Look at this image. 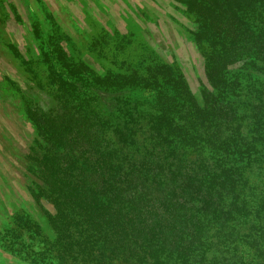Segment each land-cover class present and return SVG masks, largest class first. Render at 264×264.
Listing matches in <instances>:
<instances>
[{
  "label": "rangeland",
  "instance_id": "obj_1",
  "mask_svg": "<svg viewBox=\"0 0 264 264\" xmlns=\"http://www.w3.org/2000/svg\"><path fill=\"white\" fill-rule=\"evenodd\" d=\"M192 3L0 0V264H264V50L218 71ZM252 12L263 35L264 0ZM74 105L107 132L129 122L99 141L118 150L116 176H97L80 138L64 149L39 129ZM151 152L160 166L146 173ZM197 174L188 239L132 220L172 200L165 178ZM71 189L110 211L69 208Z\"/></svg>",
  "mask_w": 264,
  "mask_h": 264
},
{
  "label": "trees",
  "instance_id": "obj_2",
  "mask_svg": "<svg viewBox=\"0 0 264 264\" xmlns=\"http://www.w3.org/2000/svg\"><path fill=\"white\" fill-rule=\"evenodd\" d=\"M259 4H263V0H193L192 5L195 6L194 8H196L198 12L199 9L205 12V16L198 15V17H201V21L209 24L208 28L215 36L214 39L216 40L215 42L218 48L216 53L218 62L215 67L218 69L219 64L220 68L218 71L231 65L242 53L245 54L250 52L252 55H260L262 53L261 51L264 50V33L263 35L260 32L252 33L247 28L245 22L248 17L252 15L255 6ZM227 98L229 99V96ZM218 99L222 101L218 106L223 109H229L231 105L225 96L218 97ZM120 104L121 103L117 102L116 105L120 106ZM78 107L77 105L72 106V113L63 109L61 112L62 114L57 116L58 119H51L48 114L42 115V121L38 122L39 129L46 133L48 140H50V138L54 140L55 138L58 141L56 143L52 142L53 145L61 146L64 149L71 147L68 144L73 137H75V140L80 138L89 147L88 152L91 154L89 158L94 162L93 167L95 168L97 176L101 178H106L108 175L116 176V172L115 174H110V171L113 169V164H117L116 153L118 150L108 145V152L103 155L105 151L101 152L98 150L100 147L99 141H103L105 134L106 136L111 134L116 135L113 133L127 131L129 122L123 123L121 127H118V124L116 126L119 128L118 131L116 127H114L115 131L107 132L106 129H103L100 120L95 117H82L81 115H83V113ZM127 114L135 115L134 108L130 109ZM190 117L192 120L196 121L192 128L193 131L199 126L197 122L199 123L200 121V124L204 123L203 120H200V117L196 116L195 111L190 114ZM152 155L153 152L146 156L141 163V168L143 166V169H149L146 173L160 166L158 163L160 159ZM92 158H94V161ZM88 164H90L89 160ZM116 167L118 166L116 165L115 168ZM136 167L140 169L139 165H132V168ZM59 173L61 172L59 171ZM150 178L152 179L151 176ZM175 179L176 176H170L164 179L167 182L164 192L174 191L172 200L161 198L163 195H160L159 198L153 202V205H150L146 213H141L137 217L132 218L141 228L156 229V233L175 236V240H171L168 237L163 239L162 235L159 237V241L165 240L175 242L182 239L185 241V239H188L192 232H194L193 230L196 229L192 221L195 217L192 218V215H189V211L193 204L199 203L200 201L199 196L202 189L200 188V178L198 174L194 176L193 180L189 177L186 179V184H178L175 182ZM153 181L154 183L158 182L156 177ZM115 183V180L111 182L112 185ZM163 184L165 185V183ZM61 188L60 191L63 190L62 186ZM66 194V201L69 204V208H76L78 205L89 210V212H91L90 209L93 208L94 210L99 209V212L110 211L108 206H100L94 198L89 199V196L85 198L81 197V193L76 189H71V191L68 193L66 192ZM83 196H87L86 193H84Z\"/></svg>",
  "mask_w": 264,
  "mask_h": 264
}]
</instances>
